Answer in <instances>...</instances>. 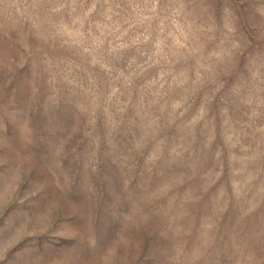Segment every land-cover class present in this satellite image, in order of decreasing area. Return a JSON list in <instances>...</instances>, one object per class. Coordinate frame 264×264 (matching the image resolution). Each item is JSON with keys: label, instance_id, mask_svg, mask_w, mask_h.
<instances>
[{"label": "rangeland", "instance_id": "rangeland-1", "mask_svg": "<svg viewBox=\"0 0 264 264\" xmlns=\"http://www.w3.org/2000/svg\"><path fill=\"white\" fill-rule=\"evenodd\" d=\"M0 264H264V0H0Z\"/></svg>", "mask_w": 264, "mask_h": 264}]
</instances>
